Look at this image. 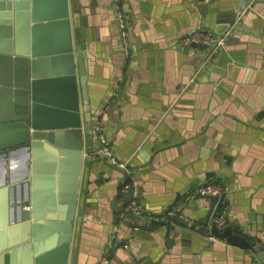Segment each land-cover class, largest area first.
I'll return each mask as SVG.
<instances>
[{
	"label": "water",
	"instance_id": "1",
	"mask_svg": "<svg viewBox=\"0 0 264 264\" xmlns=\"http://www.w3.org/2000/svg\"><path fill=\"white\" fill-rule=\"evenodd\" d=\"M186 1L194 17L186 35L199 25L213 29L217 35L231 32L221 47L212 40L191 42L183 48L184 53H191L193 67L169 102L167 114L174 113L185 93L207 74L218 94L226 83L240 82L233 78L235 68L222 67L223 57L244 27L257 25L264 32V11L257 7L258 0H233L227 12H220L218 6L206 4L205 0ZM113 5L119 52L125 62L137 55V49L128 42L129 22L126 42L123 39L118 3ZM82 14L79 0H0V264H82L85 258L79 248L88 214L99 222L95 227L99 237L92 239L89 250V255L96 258L94 264H118L116 252L125 256L122 264H142L137 257L138 241L145 239L138 233L142 230L152 236L146 240L159 244L169 258L173 255L167 251L178 238L195 239L210 250H214L216 242L223 241L228 250L249 251L244 254L248 264H264L261 258L252 260L253 239L259 241L256 233L245 229L230 214L231 210L239 211L232 207L234 180L220 173L215 174V180L223 182L228 193H194L200 185L196 180L163 195L170 197L171 202L164 208L151 209L156 211L152 213L159 216L158 220L144 227L130 222L149 214L123 211L132 195L122 193L121 188L124 184L134 186L135 175L140 172L130 157L145 158L147 154L145 162L151 163L147 150L150 147L151 153L157 149L154 126L163 114L145 130L128 160L119 159L127 161L124 167L112 165L98 152L101 136L109 147L112 144L108 126L113 124L107 118V105L116 92L102 97L90 92L89 46ZM246 112L251 119L240 117L241 128L248 129L247 137L258 141L254 153L264 167V108ZM222 142L223 146L217 144L211 153L213 157L216 150L231 151V146L225 145L230 144L229 138ZM93 170L103 174V178L118 179L113 184L118 194L106 200L99 189L96 211L91 213L87 210L88 183ZM200 200L207 204L201 205ZM220 202L230 205L224 215L226 225L218 230L213 218ZM136 204L140 205L138 198ZM201 211L205 213L202 215ZM160 229L161 237L155 235ZM210 236L216 240L211 241Z\"/></svg>",
	"mask_w": 264,
	"mask_h": 264
},
{
	"label": "crops",
	"instance_id": "2",
	"mask_svg": "<svg viewBox=\"0 0 264 264\" xmlns=\"http://www.w3.org/2000/svg\"><path fill=\"white\" fill-rule=\"evenodd\" d=\"M79 1L89 46L90 92L100 97L116 92L114 100L107 105L110 109L107 118L113 124L108 126L113 156L128 160L145 130L163 114L154 126L157 149L151 153L150 147L147 150L151 163L145 162L147 154L145 158L143 155L130 157L136 168H140L134 186L138 189L142 210L154 214L152 212L156 211L151 209L164 208L171 202L170 197H163L169 190L181 189L196 180L198 184L216 182L215 174L220 173L234 180L232 207L239 211L231 210V216L259 238V241L253 239L255 258L252 260L264 261L261 250L257 249L259 245L264 247V167L254 153L258 141L247 137L248 129L241 128L239 119H251L246 111L253 113L252 110L257 112L264 108V32L257 25L244 27L238 32L239 39L233 48L223 57L222 67L235 68L233 78L240 82L226 83L218 94L207 74L185 93L175 112L167 114L169 102L193 67L191 53H184L185 46L178 43L194 22L187 1L121 0L118 11L125 12L130 24L128 42L137 49V55L126 58L125 62L119 52L114 3L111 0ZM232 1L205 0L206 4L218 6L220 12H227ZM257 7L264 11V0H258ZM213 112L214 117H211ZM228 138L230 144L225 145H230L231 151L216 150L213 157L211 153L216 145L223 146L222 140ZM83 173L84 186L86 172ZM91 173L87 210L92 213L100 196L98 190L105 193L106 200L113 199L118 194L113 185L118 179L103 178L96 170ZM95 176L99 180H94ZM199 203L206 205L207 201ZM85 220L88 224L83 228L84 241L79 249L84 261L91 260L90 264H94L96 258L89 255V250L92 239L99 237L100 232L95 228L99 222L91 214ZM130 222L141 227L148 225L145 218ZM160 230L156 231V236H163ZM138 233L145 237L138 241L137 257L142 264H248L244 254H250L249 251L228 250L223 241L216 242L214 250H210L198 240L178 238L167 251L173 255L169 258L159 244L146 240L152 236H147L145 230ZM198 248H202L201 251L194 254ZM115 255L117 260L120 258L118 264H122L125 256L121 252Z\"/></svg>",
	"mask_w": 264,
	"mask_h": 264
},
{
	"label": "built area",
	"instance_id": "3",
	"mask_svg": "<svg viewBox=\"0 0 264 264\" xmlns=\"http://www.w3.org/2000/svg\"><path fill=\"white\" fill-rule=\"evenodd\" d=\"M121 0H111L113 3H119ZM242 14V12H241ZM117 18L122 29V37L126 42L127 31H126V24L128 22V17L125 12L118 11ZM231 30H226L222 35H217L211 29H203L201 27H197L194 31L190 34L184 35L178 41L179 45L187 46L191 42H203V43H210L212 40L217 41V47H221L224 43V39L230 34ZM100 125L96 126V129L100 130ZM98 152L104 156L112 165H116L119 167H124L127 161H120L115 156L105 141L104 137L101 136V146L98 149ZM121 192L124 194H131L132 200L124 205L123 211L125 213H133V214H142L143 210L140 205L136 204V200L138 198V189L135 186H131L129 184H124L121 188ZM194 193H199L203 195H221L223 193H228V188L223 182H205L200 184L198 187L195 188ZM227 210V204L225 202H220L218 204V210L213 218V222L218 230H221L225 225L226 221L224 219V215ZM159 216L155 214H147L145 217V221L150 224L151 222L158 220ZM211 241L216 240L213 236L209 237ZM259 250H261L264 260V247L258 246ZM264 262V261H263Z\"/></svg>",
	"mask_w": 264,
	"mask_h": 264
}]
</instances>
